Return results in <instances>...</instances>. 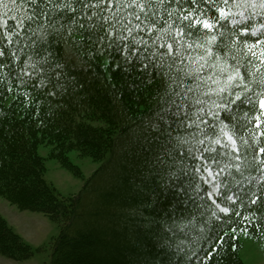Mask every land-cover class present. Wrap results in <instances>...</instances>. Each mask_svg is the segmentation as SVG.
Masks as SVG:
<instances>
[{"label": "trees", "instance_id": "obj_1", "mask_svg": "<svg viewBox=\"0 0 264 264\" xmlns=\"http://www.w3.org/2000/svg\"><path fill=\"white\" fill-rule=\"evenodd\" d=\"M85 3L99 5V7L82 8L80 4L74 5L77 9L75 20L78 21L75 24L63 18L62 13L57 14L53 10L54 18L59 21L57 27L63 24L64 28L59 32L49 29L47 41H37L35 47L31 46L32 39L35 37L27 38L32 36L31 30H27V36L23 32L20 37L13 36L11 44H8L5 38L6 29L3 32L0 48L7 45L6 51L9 54L0 57V196L19 207L31 206L36 208V211L49 215H54L59 207L61 211H64V208L60 206L62 205L60 197L44 178L45 168L43 160L38 155V144L47 139L64 143L68 148L91 151L97 149L98 155L92 153L97 158L101 156V153L108 151L109 164L91 181L90 186L92 185L93 190L89 188L92 190L90 196L97 193L93 186L95 180L98 181L104 176L103 182L113 179L111 170L117 167L124 170L126 161L136 165L128 170L125 180L129 177L141 182L139 185L141 198L148 204L143 209L142 215L160 217L155 222V227H147L135 234L140 245L133 253L127 252L123 255L125 262L120 264H134L142 260L144 254L148 256V261L155 264H184L186 257H190L187 264H240L234 256L235 250H233L231 236L224 233L228 232L230 221L234 223L244 215L254 214L253 223L256 224L254 228L258 233L263 234L261 236L263 237L264 207L259 206V201L256 205H248L245 197V205L248 207L237 208L236 210L242 209V216L236 219L231 218V220L228 219L231 214L226 216L219 213L214 206L211 209L207 206L198 207L203 201H196L195 205L189 201L188 206L177 204V213L171 220L183 221L182 223L186 226L183 230L175 229L174 232L167 230L168 236L160 238V232L164 231L165 225L161 218L167 220L165 212L171 202L181 197L170 193L167 198L161 197L160 202H154L151 194L153 189L158 190L159 177L149 171L148 161L152 157L154 141H150L148 128L150 122L155 119V111L159 107V96L156 94V84L148 83L146 74L137 70L140 66L137 58L151 57L156 52L158 44L154 45V41H157V37L161 35L158 29L167 27L165 21L171 23L165 9L154 6L148 10L147 14L151 17L152 24L156 25L152 28L144 15H141L140 21H137L131 15L133 11L131 8L116 9L114 4L105 5L102 0H85ZM107 7H112L113 12L120 16L122 23L129 24L133 28V35L137 40L142 39L147 42L134 46L139 51L132 57V63L125 64L123 56L114 53L107 46V41L104 44L97 42V38L104 36L108 30V24L104 23L101 17L113 14L107 11ZM242 10L247 15L249 28L255 27L259 31H264L259 28L261 24H264V14L257 15L251 9ZM259 11V9L256 10V12ZM88 16H91V19H88ZM236 19L239 20L240 17L237 16ZM137 23H140V28L135 27ZM81 24L84 26L80 27ZM15 25L13 20L7 24L12 31L16 30ZM32 28L35 29L36 25L33 24ZM124 35L127 33L125 32ZM245 39L249 43H254L257 37L249 33ZM229 42L235 45V35ZM259 47L264 48V44ZM11 52H15L16 56L11 57ZM45 56L49 63L42 62V57ZM104 60H110L113 63L110 73L106 71L110 69V66L103 65ZM36 61L41 63L36 64L33 70L32 64ZM57 63L64 68V76L59 80L60 86L53 89L52 83L42 85L40 83L42 79L47 77L55 79L50 65ZM188 84H191V81ZM176 90L179 91V88ZM53 91L55 95H50ZM192 95L189 94L190 97ZM174 99L177 103H188V101H181L180 97H174ZM23 104L34 106L35 109L30 110L29 107L25 110L21 107ZM225 123L231 124L230 119ZM250 127L255 128V124L253 123ZM177 131L180 135H185L197 130L193 127ZM261 132H264V121L257 130L259 144L249 139V143L255 145V151L245 149L247 166L243 157L240 161H235L241 165L240 171L243 175L235 168L231 169L232 176H228L227 173L221 175V179L228 182L232 193L236 195L244 196L245 193L248 196L253 193L261 195L264 190V165L260 164V161L264 160V154L259 152V147L264 146V135H261ZM245 135H247L246 130ZM193 163L195 161L184 162L189 167ZM253 164L256 167H252ZM183 166L178 165V167ZM188 179L189 177L181 175L179 183H184ZM235 181H239V184ZM96 187L99 192L101 188ZM88 192L87 190L86 194ZM107 194L104 196L105 204H109L111 192ZM75 200L72 203L74 210L78 209V200ZM119 204L132 208L129 202L124 201ZM213 210L222 217L221 220L211 216ZM72 216L68 231L65 233L66 237L61 238L58 246L55 247L57 251L54 252L56 254L54 264H108L105 256L100 255L99 258V256L90 255L89 246L86 244L83 245L79 254L76 253V257L70 260L66 258L68 244H72L74 239L79 241L91 239L89 235L95 233L89 227L76 230V222L80 215L76 213ZM113 218L107 216L106 220L111 221ZM136 220L139 219L135 218L134 221ZM168 220L167 223L170 224ZM218 236L223 238L222 246ZM15 238L4 220L0 218V251L23 256L27 247L18 244ZM96 241L98 242H95V245L100 246V249L114 248L105 236H99ZM151 241H154L153 244L159 251L144 250L146 243ZM173 246H177L176 249H182V251L171 249Z\"/></svg>", "mask_w": 264, "mask_h": 264}, {"label": "snow or ice", "instance_id": "obj_2", "mask_svg": "<svg viewBox=\"0 0 264 264\" xmlns=\"http://www.w3.org/2000/svg\"><path fill=\"white\" fill-rule=\"evenodd\" d=\"M102 2L105 5L114 4L116 9H133L131 15L137 21L144 15L152 28L156 25L152 24L147 12L154 6L163 7L171 21H165L166 28L158 29L161 35L154 41V45L158 44L156 52L151 57L137 58L140 64L137 70L146 74L148 83L156 84V94L159 96L155 119L148 128L150 141H154L152 157L148 161L149 171L159 177L158 190L153 189L151 194L154 202H160L161 197L167 198L170 193L181 197L171 202L165 212L166 218L172 219L176 215L177 204L188 206L189 201L194 205L196 201H203L198 207L207 206L211 209L214 206L219 213L226 216L231 213L229 220L232 216H242L241 211L236 210L241 206L256 205L259 201V206L264 207V190L261 195L253 193L248 196L245 193L244 196H239L232 193L226 180L221 179L223 173L232 176L233 168L241 170V165L235 161H240L242 157L247 166L245 149L255 151V145L249 143V139L259 144L257 130L264 121V48L259 46L264 44V31L255 27L249 28L247 15L242 9H251L257 15L264 14V0ZM76 4H80L82 8L99 7L85 3V0H0L5 15L11 14L10 18L16 21L15 31L8 28L7 20L3 22L8 44L13 42V36L20 37L22 32L27 36V30L32 33L28 39L35 37L32 39V47L36 46L37 41L46 42L49 29L59 32L64 28L63 24L57 27L59 21L54 18L53 10L57 14L62 13L63 18L75 24L78 22L75 20ZM257 9L260 11L256 12ZM107 11L113 14L101 19L108 24V30L104 36L97 38V42L104 44L107 41V46L114 53L123 56L125 64L132 63V57L139 51L134 46L147 42L137 40L133 35V28L122 23L112 7H107ZM69 13L72 15L69 16ZM85 15L87 16L86 13ZM237 16L240 17L239 20L236 19ZM87 18L91 19V16ZM33 24L36 25L35 29L32 28ZM140 26V23L135 25L136 28ZM259 28L264 29V24ZM125 32L127 35H124ZM249 33L257 37L254 43L245 39ZM233 35L235 45L229 42ZM6 49L7 45L0 48V57L9 54ZM10 56L15 57L16 53L11 52ZM42 62L49 63L46 56L42 57ZM39 63L41 61L32 64L33 70ZM50 67L55 79L47 77L40 83H52L53 89H56L60 86L59 80L64 76V68L59 63ZM189 81L191 84H188ZM189 94L193 95L190 97ZM50 95H55V91ZM174 97H180L181 101L188 103H177ZM223 113L228 115L224 116ZM229 119L231 124L225 123ZM253 123L255 128L250 127ZM193 127L197 130L194 133L180 135L177 131ZM260 134L264 135V132ZM259 152L264 154V146L259 147ZM186 160L195 163L189 167L184 164ZM260 164L264 165V160ZM252 167L256 165L253 164ZM240 174L243 175V172L240 171ZM181 175L189 179L179 183ZM235 183L239 184V181ZM245 197L248 205H245ZM211 216L217 220L222 219L214 210L211 211ZM253 219L254 214L243 216L246 223L253 222ZM164 224L171 232L175 229L183 230L186 226L176 220L172 224L165 220ZM229 231L234 234L237 229L229 228ZM217 238L222 246L223 238ZM189 259L190 257H186L184 264Z\"/></svg>", "mask_w": 264, "mask_h": 264}, {"label": "rangeland", "instance_id": "obj_3", "mask_svg": "<svg viewBox=\"0 0 264 264\" xmlns=\"http://www.w3.org/2000/svg\"><path fill=\"white\" fill-rule=\"evenodd\" d=\"M10 16L11 14L5 15L4 7L0 5V40L5 30L3 22L7 20L8 24L12 20ZM14 22L16 24V21ZM103 65L104 67L110 66V69H106L107 73H110L113 63L110 60H104ZM21 107L27 110L30 105L23 104ZM32 108L34 106H31L30 110ZM37 151L43 160L45 168L44 178L47 184L60 197L62 204L60 206L64 208V211H61L59 207V210L54 215H49L36 211V208L31 206L19 207L0 196V218L4 220L12 235L17 238L14 240L18 244L27 247V251L23 256L13 252L8 254L0 251V264H54L56 256L54 252L57 251L55 247L58 246L61 238L66 237L65 233L68 231V226L73 218L72 215H76V213L80 216L76 222L75 229L80 230L89 227L97 235H94L95 233L91 234L89 235L91 239H83V241L74 239L72 244L70 243L66 247L68 249L66 258L70 260L76 257V253L79 254L84 247L83 245L86 244L89 246L88 252H90V255L99 256V258L100 255H103L107 259L106 263L108 262V264L125 262L122 258L123 255L127 252L133 253L140 245L135 234L147 227H155V222L160 218L154 215H142L143 209L148 204L141 198L142 193L139 188L141 182L134 178L129 179V177L125 180L128 170L136 164H130L125 161L124 170L120 167L111 170L114 176L113 179L103 182L105 176L100 179L97 178L98 181L95 180L93 184L97 193L90 196L93 190L91 188L92 185L90 186L91 181L109 164L110 153L108 151L101 153V156L97 158L95 156L98 155L97 149L91 151L88 149L68 148L64 143H57L47 139L38 144ZM92 153H95V155ZM102 184L104 185L103 187L100 186ZM96 186L101 188L99 192ZM87 190L91 192L86 194ZM109 191L111 192L108 199L109 204H105L104 196L108 195ZM78 197H80L79 200ZM74 199H76L75 201L78 200L79 210H74L72 207ZM124 201L125 203H131L132 208L119 204ZM222 206L224 205L222 204ZM238 210L242 211V209ZM107 216L114 218L111 221H107ZM135 218L139 220L134 221ZM232 219H236V216H233ZM165 220L161 218L163 224ZM168 221L172 224L173 220L170 219ZM237 221H235L236 223L230 221L229 224V228L237 229V231L234 234L229 230L227 232L234 244V256L240 264H264V236L261 237L263 234L256 231L257 229L254 228L256 224L253 222L246 223L243 217L237 219ZM164 227V231L160 232V238L168 236L166 235L168 234V229ZM98 235L105 236L114 248L106 247L107 250H103L100 249V246L95 245V242H98L96 241L99 238ZM153 243L154 241L146 243L144 250L146 252L151 250L159 251L158 247L154 246ZM176 247L173 246L171 249L174 250ZM175 251H180V249ZM151 263L148 261V256L144 254L142 260L134 264Z\"/></svg>", "mask_w": 264, "mask_h": 264}]
</instances>
